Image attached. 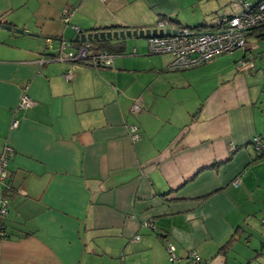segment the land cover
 <instances>
[{
	"label": "crops",
	"instance_id": "1",
	"mask_svg": "<svg viewBox=\"0 0 264 264\" xmlns=\"http://www.w3.org/2000/svg\"><path fill=\"white\" fill-rule=\"evenodd\" d=\"M239 10L238 0H0V153L14 149L0 264H176L168 243L177 264H264V158L251 143L264 137V87L248 75L255 65L238 66L245 49L177 69L132 37L109 40L123 48L111 66L55 58L78 34L160 29L163 17L175 20L164 28L209 29ZM24 93L32 107L20 108Z\"/></svg>",
	"mask_w": 264,
	"mask_h": 264
},
{
	"label": "built area",
	"instance_id": "2",
	"mask_svg": "<svg viewBox=\"0 0 264 264\" xmlns=\"http://www.w3.org/2000/svg\"><path fill=\"white\" fill-rule=\"evenodd\" d=\"M241 9L234 16L222 17L216 28H209L205 30H194L188 27H176L175 34L163 36H149V49L152 53H168L173 56L170 64L172 68L183 69L197 66L213 57L232 53L236 49H245L247 56L240 60L239 67H254V56L249 48H247V35L257 27L264 26V0L253 2L250 0H238ZM74 11L65 9L63 11V20L69 22ZM161 28L166 25L165 22L159 23ZM80 32L81 30L74 26ZM115 53L106 49L96 47L92 41L84 40L77 46H73L66 40H62L61 48L58 56L55 57L60 60L70 61H88L96 65L111 66L114 61ZM51 59V58H50ZM52 60V59H51ZM49 61V58L39 60V64H44ZM66 78L71 79L72 74L69 71ZM34 105V100L24 93L21 98L20 108H28ZM142 109L141 99L138 98L132 105L131 112L136 114ZM19 120L14 119L11 127L17 128ZM130 136L132 140L140 138L139 127L137 124L129 125ZM251 143L256 151H264V138L261 136H254ZM14 154V149L8 143L3 147L0 153V236L4 234L3 222L5 214L7 213V206L9 199L5 196V191H9L12 183L8 175V161ZM241 183V176H237L232 180L234 186ZM168 251L170 253V260L173 262L180 261L176 254L175 245L168 243ZM193 260L198 262L200 258L196 254H191Z\"/></svg>",
	"mask_w": 264,
	"mask_h": 264
},
{
	"label": "water",
	"instance_id": "3",
	"mask_svg": "<svg viewBox=\"0 0 264 264\" xmlns=\"http://www.w3.org/2000/svg\"><path fill=\"white\" fill-rule=\"evenodd\" d=\"M7 30L13 29L10 25H4ZM15 31L22 32L21 29L14 28ZM177 30L175 28H154V29H119V30H100L95 32H89L87 34H78L76 36V41L80 40H90V41H100V40H112V39H126L132 37H149V36H163L175 34Z\"/></svg>",
	"mask_w": 264,
	"mask_h": 264
},
{
	"label": "trees",
	"instance_id": "4",
	"mask_svg": "<svg viewBox=\"0 0 264 264\" xmlns=\"http://www.w3.org/2000/svg\"><path fill=\"white\" fill-rule=\"evenodd\" d=\"M250 1H252V0H250ZM259 1H261V0H256V1H253V2H259ZM239 2V1H238ZM240 4V3H239ZM240 9H241V5H240ZM240 11V10H239ZM238 13V12H237ZM235 14H233V15H230V17L231 16H234ZM224 17V16H223ZM229 17V16H228ZM222 19V18H221ZM175 20H173L172 18H167V17H163L161 20H160V22H165L166 24H169L170 22H174ZM221 21V20H220ZM159 22V23H160ZM218 25H216V26H211V28H216ZM179 27H187V26H179ZM205 27H207L205 24H200V25H198V26H195V27H188V28H192V29H194V30H198V31H200V30H203V29H205ZM251 35H255L256 37H259V38H261V39H264V26H262V27H257V28H254V29H252L251 31ZM249 32V33H250ZM249 33H248V35H249ZM248 35H247V39H248ZM93 42V44L96 46V47H98V48H102V49H106V50H108V51H110V52H112V53H115V52H120V51H122L123 50V48H121V47H116V44H112L109 40H105V41H102V40H100V41H96V40H94V41H92ZM246 46H247V44H246ZM216 57V56H215ZM77 62H88V61H77ZM96 65V64H95ZM134 124H136V123H134ZM139 127V126H138ZM139 133H140V128H139ZM258 136H261V135H258ZM262 138H264L263 136H261ZM258 152V155H257V157H256V159H260V158H264V151L262 152V151H257ZM14 190V188H13V186L9 189V191H5V196H7L8 197V199L10 200V198H9V194H10V196H11V193H9V192H11V191H13ZM3 230H4V234L2 235V236H0V238H4V237H8V234L6 233V226H5V222H3ZM169 252V251H168ZM170 254V253H169ZM176 264H177V262H176Z\"/></svg>",
	"mask_w": 264,
	"mask_h": 264
},
{
	"label": "rangeland",
	"instance_id": "5",
	"mask_svg": "<svg viewBox=\"0 0 264 264\" xmlns=\"http://www.w3.org/2000/svg\"><path fill=\"white\" fill-rule=\"evenodd\" d=\"M247 44L248 47L253 49L255 54V69L253 68L254 70H251L252 72L250 71L248 75L253 78V82L256 85H258L259 87H264V39L250 36L249 43L247 42ZM239 54H240L239 52H236L234 55L232 56L228 55V56L229 59L233 61V59H236V57H238ZM219 57H227V55L222 54ZM211 61L209 63H211ZM260 232L261 230L259 231V236H260Z\"/></svg>",
	"mask_w": 264,
	"mask_h": 264
}]
</instances>
